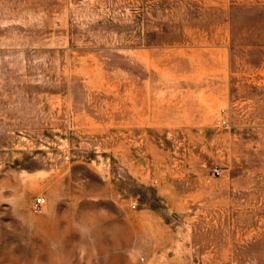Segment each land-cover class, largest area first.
<instances>
[{"label":"rangeland","instance_id":"obj_1","mask_svg":"<svg viewBox=\"0 0 264 264\" xmlns=\"http://www.w3.org/2000/svg\"><path fill=\"white\" fill-rule=\"evenodd\" d=\"M0 264H264V0H0Z\"/></svg>","mask_w":264,"mask_h":264},{"label":"built area","instance_id":"obj_2","mask_svg":"<svg viewBox=\"0 0 264 264\" xmlns=\"http://www.w3.org/2000/svg\"><path fill=\"white\" fill-rule=\"evenodd\" d=\"M216 173L218 171L216 170ZM45 204V196L44 195H37L32 203H31V211L32 212H40Z\"/></svg>","mask_w":264,"mask_h":264}]
</instances>
